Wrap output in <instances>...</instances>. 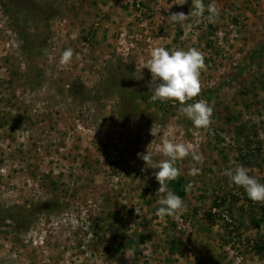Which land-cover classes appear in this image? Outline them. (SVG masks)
Instances as JSON below:
<instances>
[{"label":"rangeland","instance_id":"374dc122","mask_svg":"<svg viewBox=\"0 0 264 264\" xmlns=\"http://www.w3.org/2000/svg\"><path fill=\"white\" fill-rule=\"evenodd\" d=\"M174 3L0 0V264H264V202L225 175L264 184V0H204L215 23H174L192 0ZM157 46L205 54L210 129L150 100ZM165 138L199 160L177 161L187 210L161 218L137 154Z\"/></svg>","mask_w":264,"mask_h":264},{"label":"clouds","instance_id":"9594fccd","mask_svg":"<svg viewBox=\"0 0 264 264\" xmlns=\"http://www.w3.org/2000/svg\"><path fill=\"white\" fill-rule=\"evenodd\" d=\"M185 3L187 0H175L174 4L184 5ZM205 12L208 13L206 17L204 16ZM191 17L203 18L209 23H215L219 17V9L215 3L206 6L204 0H192V9L189 15H185L183 12L170 15L172 22L179 24H183ZM74 54V49L66 48L60 56V64H70ZM144 67L150 71L152 77L148 85L153 93L150 97L152 102L157 100L177 101L181 106L180 112L190 119L197 129H210L213 123V108L204 99L195 100L202 92L201 72L207 70L205 54L202 51L194 47L187 50H168L163 46H157L151 49L150 58ZM193 100L195 102L188 103ZM157 152L165 158L155 161L154 153L148 151V148L146 153L137 155L145 162L146 166L158 169L154 176L160 185L156 194L160 197L158 203L161 206L156 215L163 218L187 210L185 201L170 190L168 183L178 179L181 175V170L176 166L178 160H183L190 154L194 159L199 160V156L195 155L190 143L173 142L168 138L162 140ZM199 173L200 169L192 168L189 175L196 176ZM225 175L234 185L244 188L250 200L264 202V184L250 176L248 168L237 165L234 169L226 170ZM191 187L192 184L189 183L185 191H189Z\"/></svg>","mask_w":264,"mask_h":264},{"label":"trees","instance_id":"16d2710c","mask_svg":"<svg viewBox=\"0 0 264 264\" xmlns=\"http://www.w3.org/2000/svg\"><path fill=\"white\" fill-rule=\"evenodd\" d=\"M168 186H169L170 190L175 192L181 198L184 196V194H185V185H184L183 179L181 177H178V179H176L174 181H170L168 183ZM205 215L207 216L208 214L206 213ZM256 222L257 221H254L253 224H255Z\"/></svg>","mask_w":264,"mask_h":264}]
</instances>
